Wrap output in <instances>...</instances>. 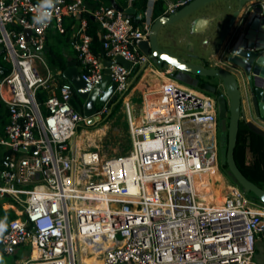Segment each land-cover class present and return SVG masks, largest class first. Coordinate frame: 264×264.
I'll list each match as a JSON object with an SVG mask.
<instances>
[{
	"label": "built area",
	"instance_id": "1",
	"mask_svg": "<svg viewBox=\"0 0 264 264\" xmlns=\"http://www.w3.org/2000/svg\"><path fill=\"white\" fill-rule=\"evenodd\" d=\"M187 1L174 0L165 12ZM37 3L0 0V52L9 66L0 78L9 114L0 134V202L16 214L0 235L1 252L28 246L15 264H87L83 259L91 257L100 264H260L254 257L264 236V205L250 202L233 183L224 184L222 201L213 199L220 181L210 172L222 175L215 99L167 78L143 95L138 113L126 100L131 70L151 62L138 47L148 37L151 14L58 0L42 28L32 21ZM84 14L102 30V54L92 51ZM66 16L80 17L70 44L83 80L96 86L107 68L115 82L130 140L125 154L102 158L76 150L86 117L70 104L72 85L56 80L41 55L49 28L64 32ZM116 56L130 68L103 63ZM110 112L107 101L95 115ZM205 179L207 191L200 190Z\"/></svg>",
	"mask_w": 264,
	"mask_h": 264
},
{
	"label": "water",
	"instance_id": "2",
	"mask_svg": "<svg viewBox=\"0 0 264 264\" xmlns=\"http://www.w3.org/2000/svg\"><path fill=\"white\" fill-rule=\"evenodd\" d=\"M213 1L216 0H188L173 12L166 13L164 10L163 14L157 17L151 14L148 37L140 40L138 47L141 52L149 56L156 68H171L176 71L178 79L184 82L192 84L195 76L217 78L220 81L227 98L226 100L220 95L218 113L222 124L220 140L225 141V145L221 146L220 150L223 163H226L233 180L245 193L251 192L264 203V188L249 180L240 171L233 156L239 121L245 120L246 112L252 113L256 119L264 123V0H237V8L225 23L218 46L220 61L224 63V67L190 62L162 49L157 42V35L162 27H172L181 19ZM109 2V6L125 14L131 15L136 12L134 6L123 8L117 0H109ZM29 33V30L25 31L26 36ZM103 41L102 38L101 43ZM2 48L0 46V50ZM100 53H103L102 48ZM114 62L121 63L126 68L131 66L130 62L120 56L112 60L103 58L105 65ZM61 75L72 85L74 95L70 104L86 117V125H94L100 121L95 115L98 105H103L107 101L108 105H114L119 100V97L113 93L115 82L111 79L107 68L104 69L103 77L96 86H91L83 80L76 60L68 59ZM79 102L82 103L81 107H78ZM226 105H228V116L225 114ZM245 122L253 132L264 137L262 126L252 120Z\"/></svg>",
	"mask_w": 264,
	"mask_h": 264
},
{
	"label": "crops",
	"instance_id": "3",
	"mask_svg": "<svg viewBox=\"0 0 264 264\" xmlns=\"http://www.w3.org/2000/svg\"><path fill=\"white\" fill-rule=\"evenodd\" d=\"M83 1L89 9H93L95 6L99 5L98 3L100 2H102L103 4L102 3L101 4L104 6L110 5L109 0H107V3L104 2L103 0H83ZM117 1L121 3L123 8L127 7L126 0H117ZM154 1L155 0H147L145 10H147L148 13L150 14H152L153 11ZM163 1H164V7L166 9L168 5L174 0H163ZM216 1L207 4L206 6L200 8L198 11L193 13L192 15L181 19L179 22H177L172 27H170V28L180 27L181 31H179L178 33L175 34L169 33L168 29L170 28L162 27L157 35L158 45L160 46L159 44L160 43L159 36H160L161 43H164L166 41V45H167V47H162V46L160 47L166 51L175 54L176 56H179L190 62L201 64L204 66L224 67L225 66L224 63L220 61V52L218 50V46L220 42L221 31L225 23L229 20L231 13L226 18L218 17L216 14H213L210 11V7L213 3H216ZM229 1L234 3L237 7V0H229ZM134 7L136 9V12H138L136 6ZM236 7L234 8V10L236 9ZM71 18L72 17L66 16L64 17L63 20L64 27L66 26L69 27L68 40L64 42L63 40L61 41L58 38V34H57L58 32L52 26L49 28L47 32V41L45 48V50H48L49 45L58 46L61 50L62 55L65 57L67 61L68 59L76 60V52L72 48L70 41L72 35L75 33V31L78 29L80 25L79 16L75 17L78 19V22L70 24ZM81 18H86V15L85 14L82 15ZM97 34L100 38V46H99V52H100L102 30L100 29L99 26L97 29ZM175 73L176 71H174L171 68H167V69L156 68L155 64L152 61L147 65H140L135 73L134 78L131 80L129 79L130 90L126 95V99L128 98L127 101H132L138 98L139 101L138 102L134 101L133 104L135 106L139 105V103L142 101L143 95L147 91L156 88L164 79L172 78L171 74H175ZM51 74L53 73L51 72ZM55 77L56 80L61 81L58 78V76L55 75ZM212 81H216L218 83V87L221 88V83L217 78H212ZM217 116H218V112H217ZM245 120L246 121L252 120L256 124L264 128V123L256 119L252 113L246 112ZM77 145H79V143H77ZM23 254H24L23 250L21 251L20 254L16 252L13 264H15V261L20 259L23 256Z\"/></svg>",
	"mask_w": 264,
	"mask_h": 264
},
{
	"label": "rangeland",
	"instance_id": "4",
	"mask_svg": "<svg viewBox=\"0 0 264 264\" xmlns=\"http://www.w3.org/2000/svg\"><path fill=\"white\" fill-rule=\"evenodd\" d=\"M235 7L236 5L229 0H218L216 1V3H213L211 5L210 11L213 14H216L218 17L226 18L230 13L232 14ZM179 31H181L180 27L168 29L169 33H174V34L178 33ZM159 42H160L159 43L160 46L167 47L166 41L164 43H161L160 36H159ZM41 55L48 69L53 74H55L56 73L55 70L51 68L47 62L45 53L42 52ZM37 66L40 71H44V66L41 62H37ZM138 67L139 66H135L131 70V73L129 75L130 80L134 78ZM171 77L181 84L194 87L196 89H200L199 87L193 86L187 82H184L183 80L177 79L174 74H171ZM219 89L221 91V95L224 96V98L227 100L224 94L223 87L221 86V88ZM206 93L215 99L216 109L217 112L219 113L220 95H217L216 93H212V92H206ZM134 101L138 102L139 99L136 98L135 100H132L131 103L133 104ZM97 107L99 108L100 105H98ZM111 110H112V114L110 116L108 113L104 114L101 117L100 121L94 125H86L85 122L79 123L78 133L75 136V146H76V150L80 154H83L84 152L98 151L101 154L102 158H108L115 155L125 154L128 152V150L130 149V140L128 137L127 119H126V114L122 103V99H119L114 105H111ZM225 114L226 116H228V105H226L225 107ZM221 130H222L221 118L217 116L216 138L218 144L219 170L222 173L226 183H233L237 185L240 189H242L241 186L233 180V177L230 174L228 168L222 164L223 157L221 156L220 150H221V146L225 145V141L222 142L220 140ZM78 142L79 145H77ZM1 152H2V147L0 146V154ZM245 195L250 202L258 205H264V203L261 202L251 192H247L245 193ZM22 250L25 253H27L29 247L28 246H24L23 248L21 247L17 250V253L20 254ZM14 259H15V254L6 255L3 254L0 250V264H13ZM254 259L258 261V263L264 264V239L256 243Z\"/></svg>",
	"mask_w": 264,
	"mask_h": 264
},
{
	"label": "trees",
	"instance_id": "5",
	"mask_svg": "<svg viewBox=\"0 0 264 264\" xmlns=\"http://www.w3.org/2000/svg\"><path fill=\"white\" fill-rule=\"evenodd\" d=\"M107 3V0H103ZM102 2L98 3L101 4ZM103 4V3H102ZM147 0H134L133 5L136 6V13H143L146 9ZM165 10L164 1L163 0H155L152 15L153 17H157L163 14ZM86 32L92 38L91 48L92 51L96 54L99 53L100 46V38L97 34L98 24L95 20L91 18L90 15H86ZM78 22V19L75 17L71 18V23ZM58 38L63 42L67 41L69 38V27H65L64 32L57 33ZM47 62L51 68L55 70L56 76L61 81H65L62 77L61 72L67 65V60L62 55L61 50L58 46L49 45L48 50H44ZM3 52H0V65H3L5 70L0 71V78L7 73L9 70L8 65H4L2 62ZM178 79L177 73L174 74ZM191 84V83H189ZM193 86L199 87L200 90L206 92L216 93L217 95H221V91L218 87V83L216 81H212L211 77H200L195 76ZM36 97L39 101H43L45 99V94L42 91H37ZM112 114V110L109 113V116ZM108 116V117H109ZM9 114L5 105L0 100V134L3 133L4 127L8 122ZM233 156L237 167L240 171L252 182L257 184L258 186L264 188V137L253 132L245 120L239 121V127L237 132L236 144L233 150ZM225 167H227L226 163H223ZM7 199V198H6ZM6 219V229L7 230L9 222L16 217V214L11 208H3L0 202V220ZM1 250V249H0ZM90 259H96L95 257H91ZM89 264H100L98 260H88Z\"/></svg>",
	"mask_w": 264,
	"mask_h": 264
},
{
	"label": "clouds",
	"instance_id": "6",
	"mask_svg": "<svg viewBox=\"0 0 264 264\" xmlns=\"http://www.w3.org/2000/svg\"><path fill=\"white\" fill-rule=\"evenodd\" d=\"M58 0H38L35 8V14L32 17V21L35 25L47 28L53 17V8ZM6 217L0 220V235L3 234L6 229Z\"/></svg>",
	"mask_w": 264,
	"mask_h": 264
},
{
	"label": "bare ground",
	"instance_id": "7",
	"mask_svg": "<svg viewBox=\"0 0 264 264\" xmlns=\"http://www.w3.org/2000/svg\"><path fill=\"white\" fill-rule=\"evenodd\" d=\"M142 78V77H141ZM159 80H161V79H159ZM137 85V84H136ZM143 89V88H142ZM126 100H128V98L126 99ZM138 109H139V106L137 105V106H135V110H136V113H138ZM92 132V131H91ZM96 133V132H95ZM98 140V139H97ZM79 143V142H78ZM78 147V146H77ZM80 148V147H79ZM85 148V147H84ZM210 175H212L213 177H215V178H218L219 179V184L218 185H216V186H214V187H212V194H213V199H214V201H216V202H220V201H222L223 200V189H224V184H226V182H225V180H224V177L222 176V175H220L217 171H216V169L215 168H213L212 169V171L210 172ZM203 182H204V184L202 185V187L200 188V190H203V188L207 191L208 190V188H211V185H210V183H208L207 181H206V179L205 180H203ZM208 187V188H207ZM199 190V191H200ZM201 194H203V191L202 192H200ZM88 260H96V259H90V258H84V261L87 263V264H89V262H88Z\"/></svg>",
	"mask_w": 264,
	"mask_h": 264
},
{
	"label": "flooded vegetation",
	"instance_id": "8",
	"mask_svg": "<svg viewBox=\"0 0 264 264\" xmlns=\"http://www.w3.org/2000/svg\"><path fill=\"white\" fill-rule=\"evenodd\" d=\"M78 107H81V102L78 103ZM222 164H223V162H222Z\"/></svg>",
	"mask_w": 264,
	"mask_h": 264
}]
</instances>
